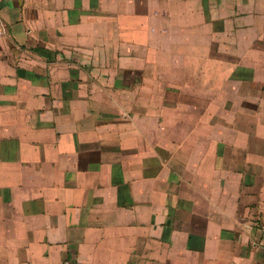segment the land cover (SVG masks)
I'll return each mask as SVG.
<instances>
[{
    "label": "crops",
    "instance_id": "0c3cea01",
    "mask_svg": "<svg viewBox=\"0 0 264 264\" xmlns=\"http://www.w3.org/2000/svg\"><path fill=\"white\" fill-rule=\"evenodd\" d=\"M262 88L264 0H0V264H264Z\"/></svg>",
    "mask_w": 264,
    "mask_h": 264
},
{
    "label": "rangeland",
    "instance_id": "374dc122",
    "mask_svg": "<svg viewBox=\"0 0 264 264\" xmlns=\"http://www.w3.org/2000/svg\"><path fill=\"white\" fill-rule=\"evenodd\" d=\"M261 91H264V88H262ZM254 102L256 103L257 106H259V107H261V108L264 109V99H262V100H256V101L254 100L253 101V104H254L253 107H255V103ZM259 118H260L259 115H253V123H256L257 122V119H259ZM247 119L245 118V116H237L236 117V122L238 123V125L244 124V121L245 120L247 121Z\"/></svg>",
    "mask_w": 264,
    "mask_h": 264
},
{
    "label": "built area",
    "instance_id": "2783aa9c",
    "mask_svg": "<svg viewBox=\"0 0 264 264\" xmlns=\"http://www.w3.org/2000/svg\"><path fill=\"white\" fill-rule=\"evenodd\" d=\"M61 264H72L68 260L63 261Z\"/></svg>",
    "mask_w": 264,
    "mask_h": 264
}]
</instances>
